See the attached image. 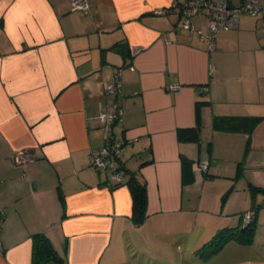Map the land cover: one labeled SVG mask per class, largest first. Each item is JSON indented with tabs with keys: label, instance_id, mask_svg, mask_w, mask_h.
I'll return each instance as SVG.
<instances>
[{
	"label": "crops",
	"instance_id": "crops-1",
	"mask_svg": "<svg viewBox=\"0 0 264 264\" xmlns=\"http://www.w3.org/2000/svg\"><path fill=\"white\" fill-rule=\"evenodd\" d=\"M71 1L0 0V264H31L34 233L63 264H264L261 193L251 244L233 242L226 260L196 252L250 209L248 183L264 187V0L211 51L179 28L185 0H88L87 14ZM194 22L205 30L203 14ZM118 71L120 92L109 94ZM114 105L122 116L106 126L100 112ZM215 115L262 118L248 135L213 129ZM196 126L198 142L180 138ZM118 139L126 177L146 185L140 225L128 186L111 189L90 164ZM21 152L32 160L16 163ZM200 159L214 161L206 173Z\"/></svg>",
	"mask_w": 264,
	"mask_h": 264
},
{
	"label": "built area",
	"instance_id": "built-area-1",
	"mask_svg": "<svg viewBox=\"0 0 264 264\" xmlns=\"http://www.w3.org/2000/svg\"><path fill=\"white\" fill-rule=\"evenodd\" d=\"M261 0H185L181 4V22L179 28L190 33H197L205 40L207 50L211 51L215 47L217 36L225 30L238 27L239 16L241 13L257 16L261 11ZM71 9L87 14L90 9L88 0H72ZM165 9L158 8L154 10V14L163 15ZM203 14L206 19L205 30L195 26L194 19L196 16ZM264 30V18L261 20ZM212 70V68H211ZM121 75L118 71L114 78L105 83V91L109 94L119 93L121 89ZM169 89L179 88L178 84L171 83ZM122 116V109L118 105H114L112 110H103L100 112V119L106 125L110 126ZM125 139L111 140L100 148L90 152V164L98 171H107V185L121 184L123 180L122 163L119 159L121 150L125 144ZM32 160L29 153H19L14 161L16 163ZM212 160H197L195 162L196 169L205 172ZM249 215L245 216V219Z\"/></svg>",
	"mask_w": 264,
	"mask_h": 264
},
{
	"label": "trees",
	"instance_id": "trees-1",
	"mask_svg": "<svg viewBox=\"0 0 264 264\" xmlns=\"http://www.w3.org/2000/svg\"><path fill=\"white\" fill-rule=\"evenodd\" d=\"M182 4V3H181ZM165 12L168 11L167 8ZM262 116H219L215 115L212 121L213 129H226V130H241L246 131L249 135L254 127L260 122ZM199 127L185 128L179 130V135L182 140L199 141ZM188 160H182V176L184 180H191L186 178L185 172L187 171ZM123 170V180L121 184L111 185L113 189L120 185H127L132 200L131 217L135 225H140L144 222L146 217L147 207V189L144 182L139 181L136 176L131 173L127 175V170L121 166ZM208 170V169H207ZM207 170L203 173H206ZM126 177V178H125ZM248 190L251 198L250 209L238 214V224L234 226H226L220 228L211 238L206 240L198 249L197 255L200 258H208L211 255L217 253L225 243L230 240L238 242L243 245H249L254 240V235L257 226V213L262 206L255 203V196L258 193L264 195V187L248 183ZM232 191V187L229 188L221 197V203L223 204L229 193ZM249 215L245 219V216ZM2 219V217H1ZM32 238V251H31V264H63V258L57 253L51 244L50 240L42 233H34Z\"/></svg>",
	"mask_w": 264,
	"mask_h": 264
},
{
	"label": "rangeland",
	"instance_id": "rangeland-1",
	"mask_svg": "<svg viewBox=\"0 0 264 264\" xmlns=\"http://www.w3.org/2000/svg\"><path fill=\"white\" fill-rule=\"evenodd\" d=\"M200 160H206V159H200ZM264 233V226H261V228H259L258 230H257V235H256V237H257V239L261 236V233ZM233 242H235V241H233V240H230V241H228L227 243H225V245L221 248V250L219 251V252H221V254L219 255V257H217L216 259H221V260H226V259H229V258H232V257H234L233 255L235 254V250H230V249H233L234 248V246H233ZM237 243V242H236ZM238 251H239V249H237L236 250V252L238 253ZM218 252V253H219ZM217 253V254H218ZM175 254V253H174ZM217 254H215V255H212L211 257H214V256H216ZM199 257V256H198ZM204 259V258H203ZM205 261L207 260V258L206 259H204Z\"/></svg>",
	"mask_w": 264,
	"mask_h": 264
}]
</instances>
